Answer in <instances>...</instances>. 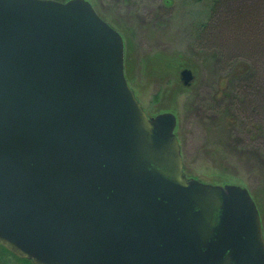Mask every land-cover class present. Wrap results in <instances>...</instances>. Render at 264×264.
<instances>
[{
	"label": "water",
	"instance_id": "obj_1",
	"mask_svg": "<svg viewBox=\"0 0 264 264\" xmlns=\"http://www.w3.org/2000/svg\"><path fill=\"white\" fill-rule=\"evenodd\" d=\"M185 83L192 70H182ZM89 0H0V243L34 264H264L247 187L189 178Z\"/></svg>",
	"mask_w": 264,
	"mask_h": 264
},
{
	"label": "rangeland",
	"instance_id": "obj_2",
	"mask_svg": "<svg viewBox=\"0 0 264 264\" xmlns=\"http://www.w3.org/2000/svg\"><path fill=\"white\" fill-rule=\"evenodd\" d=\"M89 1L123 35L126 77L146 112L176 115L185 174L204 182L247 187L264 229V122L243 126L236 102L235 77L248 70V63L236 56L242 52H226L230 58L224 57L219 45L209 44L206 28L200 33L203 43L198 37L200 24L213 19L215 0ZM241 3L245 8L257 4L264 11L263 0V4L260 0ZM241 18L214 19L213 28L225 23L235 29ZM262 18H253L258 31L264 29L259 26L264 12ZM220 40L225 48L224 39ZM185 68L193 72L189 83L182 77ZM4 255L2 264H33L15 254Z\"/></svg>",
	"mask_w": 264,
	"mask_h": 264
},
{
	"label": "trees",
	"instance_id": "obj_3",
	"mask_svg": "<svg viewBox=\"0 0 264 264\" xmlns=\"http://www.w3.org/2000/svg\"><path fill=\"white\" fill-rule=\"evenodd\" d=\"M244 1L246 0H215L213 3L214 6L212 7L213 19L207 23L200 24L198 27V37L199 41L203 43L200 39V33L206 28L211 32L208 34L210 38L209 44L213 42L215 44L212 45H219L220 52L223 51L224 57L230 58L227 56L226 52L229 55L242 52L238 53L236 56L246 59L249 66L248 70L244 72V74L237 75L235 77V83L237 94H239L236 98L238 116L243 120L242 125L249 127L258 122L260 125L262 124L260 122H264V29L258 31V22L257 25H255V19H253L254 17L262 18L264 11L262 8H258L257 4L245 8L242 5L243 3H241ZM260 3L263 4L262 0H260ZM238 4L240 5L237 6ZM234 5L236 6L234 7ZM245 10H247V12ZM228 15H242V18L234 24L235 29H233L230 24L225 23L213 28L214 19L221 21V17H226ZM256 20L258 21V18ZM263 22L264 21L261 20L259 26L264 27ZM206 25L208 26L206 27ZM212 30H217V33ZM228 36L231 37L228 38ZM221 38L225 41V48L221 47L219 44V41H222L220 40ZM257 116H261L262 118L258 119ZM3 253L6 254L4 256H8L9 253L14 255V253L0 243V257L4 260L2 257ZM23 259L33 263L29 259ZM0 264H2V262H0Z\"/></svg>",
	"mask_w": 264,
	"mask_h": 264
}]
</instances>
